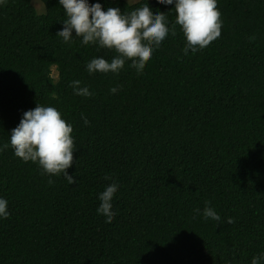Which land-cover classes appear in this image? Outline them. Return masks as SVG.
I'll return each instance as SVG.
<instances>
[{"label": "trees", "instance_id": "1", "mask_svg": "<svg viewBox=\"0 0 264 264\" xmlns=\"http://www.w3.org/2000/svg\"><path fill=\"white\" fill-rule=\"evenodd\" d=\"M41 2L40 13L31 0L0 6V145L23 111L52 106L72 125L76 183L0 150V264H250L264 252V0H217L220 36L187 55L172 5L145 0L176 34L140 72L126 59L116 74H89L92 58L117 53L74 30L64 42L63 8ZM73 80L92 95H75ZM112 181L105 223L97 194Z\"/></svg>", "mask_w": 264, "mask_h": 264}, {"label": "clouds", "instance_id": "2", "mask_svg": "<svg viewBox=\"0 0 264 264\" xmlns=\"http://www.w3.org/2000/svg\"><path fill=\"white\" fill-rule=\"evenodd\" d=\"M57 2L63 8L66 19L61 20L62 28L56 35L64 42L71 39L74 30V35L81 37V44L95 43L117 53L110 62L102 57L92 58L86 64L89 74H116L123 68L126 59L130 61V67L140 72L164 38L169 33L173 36L176 34L175 27L168 26L165 12L150 9L145 0H140V7H134L126 13L118 7L102 10L101 3L90 4L89 0ZM5 3L6 0H0V6ZM158 3L172 5L170 9L175 10V24L180 26L185 38V55L189 50L195 53L205 48L220 36L222 21L217 0H158ZM80 83L79 80L70 81L73 93L84 97L92 95L88 87H80ZM116 91L115 87L109 89L110 93ZM81 119L84 125L89 123L83 115ZM71 132L72 125L61 118L56 108L36 103L34 108L23 111L18 124L8 132V142L0 145V150L10 146L13 154L22 161L37 163L50 176L63 175L72 185L76 183V178L66 171L73 164L75 144ZM49 183L52 181L49 180ZM117 187L118 184L112 181L97 194L99 204L96 212L104 217L105 223H110L116 214L112 209V197ZM205 203L203 217L219 222V214ZM9 215L8 201L0 197V219H6ZM225 222L233 223L231 218ZM224 264L230 262L225 261ZM250 264H264V252L254 255Z\"/></svg>", "mask_w": 264, "mask_h": 264}, {"label": "rangeland", "instance_id": "3", "mask_svg": "<svg viewBox=\"0 0 264 264\" xmlns=\"http://www.w3.org/2000/svg\"><path fill=\"white\" fill-rule=\"evenodd\" d=\"M124 1H126L128 3H134V2H136L138 0H124ZM31 3H32V5L34 6V8L36 9L37 12H39V13L40 12H44V5L41 2V0H31ZM51 72H52L53 78H55L56 77V70H55L54 66H52Z\"/></svg>", "mask_w": 264, "mask_h": 264}]
</instances>
